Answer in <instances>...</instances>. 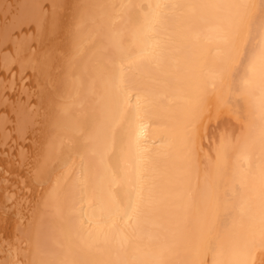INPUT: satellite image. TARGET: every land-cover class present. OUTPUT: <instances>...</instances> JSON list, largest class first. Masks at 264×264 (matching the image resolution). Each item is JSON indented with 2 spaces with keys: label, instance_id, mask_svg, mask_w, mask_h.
<instances>
[{
  "label": "bare ground",
  "instance_id": "1",
  "mask_svg": "<svg viewBox=\"0 0 264 264\" xmlns=\"http://www.w3.org/2000/svg\"><path fill=\"white\" fill-rule=\"evenodd\" d=\"M252 3L0 0V264H264V30L207 114Z\"/></svg>",
  "mask_w": 264,
  "mask_h": 264
},
{
  "label": "rangeland",
  "instance_id": "2",
  "mask_svg": "<svg viewBox=\"0 0 264 264\" xmlns=\"http://www.w3.org/2000/svg\"><path fill=\"white\" fill-rule=\"evenodd\" d=\"M263 4H264V0H257V1L253 0V3L250 4V6L252 7L249 8L252 9L250 11L251 15L250 14L247 15L249 22L248 30L245 33V36L243 35L244 37H242L241 35L239 37L240 39L244 40L243 44L238 48V50L234 51L231 63L223 73V78H221L217 83L214 80V85H212L208 89V92H212L214 90L216 91L219 88L216 97L214 98V100L211 101L212 107L211 110L207 113L208 117L210 118L221 117L224 116L223 114H225V116H230L233 119L236 118V120L240 123L241 132L248 134L251 133L250 131L254 130V125L251 121L252 119L251 110H254L253 109L254 107L250 103L249 105L250 107H247V111H245L244 107L246 108V105L244 102L243 95L241 93L242 87L240 86V80L246 72L245 67L249 55L253 54L252 51L258 50L259 45L261 44L260 36L262 34V31L264 30ZM258 42L260 44H258ZM210 118H208V121L210 120ZM2 119L5 120L4 116H2ZM205 123L206 122L204 123L202 122L201 125H204ZM249 138H251V135L249 136ZM220 179L221 181L219 182V186L222 187L225 180L224 175H222Z\"/></svg>",
  "mask_w": 264,
  "mask_h": 264
}]
</instances>
